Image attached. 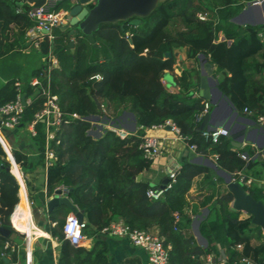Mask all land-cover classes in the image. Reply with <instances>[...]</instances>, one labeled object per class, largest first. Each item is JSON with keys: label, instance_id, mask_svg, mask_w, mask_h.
<instances>
[{"label": "trees", "instance_id": "1", "mask_svg": "<svg viewBox=\"0 0 264 264\" xmlns=\"http://www.w3.org/2000/svg\"><path fill=\"white\" fill-rule=\"evenodd\" d=\"M21 1L0 0V55L19 48L26 28L32 24L26 16L27 2L34 5L43 2ZM246 1L159 0L147 15L100 23L92 32L97 43L95 48L82 33L74 36L72 46L67 30L55 27L52 42L44 35L37 48L38 57L51 52L58 65L48 69V61L40 63L31 69V75L38 76L43 86H46L48 77L51 92L58 96L62 111L76 112L80 116L104 114L96 105L98 101L105 106V111L110 108L117 115L123 109L131 111L138 127L135 133L125 138L110 130L93 138L87 133L91 127L89 121L72 119L57 132L59 143L56 144L55 140L49 143L57 160L47 167L46 193L40 187L33 188L25 178L29 198L37 206L43 205L45 194L50 195L56 185L63 184L72 203L85 216L83 232L91 238L90 248L72 245L63 237L61 227L70 211L68 207L59 204L48 213L50 221L56 222L48 226V232L60 244L56 264H109L108 243L100 231L118 219L140 229L157 227L164 244L169 246V264H202L203 255L217 254V244L225 249L228 264H241V256L264 264V232L251 222V215L240 218L241 212L231 209L233 195L227 189L210 204L207 216L199 224L206 246L201 247L195 242L189 230L191 216L186 212V194L195 176L213 173L209 167L183 163L175 183L156 200L145 194L150 183L144 178L136 180V176L149 169L151 164L137 147L138 136L144 133L145 127L161 124L166 119L175 122L188 145H196V152L216 154V163L222 169L233 174L248 169L255 178H262L260 170L254 171L256 160L240 157L244 148H234L230 139L222 136L217 142H211L197 129L201 121H197L196 116L203 108V99L191 94L197 90L200 81L195 67H183L180 74L173 77L172 87L162 80L165 70L173 72L176 49L185 48L187 60H196L197 54L203 53L215 66V73H220L218 88L238 113L245 115V107L254 114L261 113L264 109V24L238 25L230 21ZM58 5L60 3L56 8ZM17 8L22 11L16 12ZM198 12H206L208 17L201 20L196 15ZM11 23L18 26V31L9 41L7 31ZM220 32L222 40H219ZM89 50H92V56H89ZM167 52L172 55L166 57ZM95 74L101 78H91ZM16 79L13 77L0 85V106L14 99ZM171 88L172 92L169 91ZM22 90L31 98V103L23 108L14 129L28 132L29 139L25 143L28 148L25 151V145L23 148L12 145L11 154L0 133V224L11 229L8 236L0 235V264L22 262L20 254L4 248L5 242L19 246L23 242V235L10 225L11 212L15 228L26 237L33 223L24 180L19 182L18 190L13 172L22 170L24 176L35 175L45 165V122H35L33 136L26 129L34 114L41 109L43 98L39 89L27 82ZM1 145L11 161L14 175L7 170L10 163ZM243 186L250 195L264 203L263 186L256 181ZM175 213L178 220H175ZM237 243L242 244L240 252L234 249ZM39 252L36 245L33 250L35 258ZM1 253L8 258L7 263ZM116 264H138V261L128 258Z\"/></svg>", "mask_w": 264, "mask_h": 264}, {"label": "crops", "instance_id": "2", "mask_svg": "<svg viewBox=\"0 0 264 264\" xmlns=\"http://www.w3.org/2000/svg\"><path fill=\"white\" fill-rule=\"evenodd\" d=\"M22 1H25V0H22ZM76 2H77V0H65V1L61 2L60 5H58L59 6L58 8L68 10L69 6L75 4ZM91 4L93 5L92 2H89V3L85 4L84 6L90 7ZM72 28L73 27H69L68 29H65V30H67L68 35H69V30ZM53 30H54V28L52 29V31ZM60 30L62 31V29H60ZM65 30H63V31H65ZM17 31H18V26L15 25L14 23H11L9 25V30L7 31L9 41L13 40L16 37L15 35H16ZM52 31H51V34H52ZM24 34H25V32H24ZM77 34H79V32ZM75 35L76 34L69 35L70 39L72 41H73V38ZM218 35H219V40H222L223 39L222 33L220 32ZM23 37H24L23 40L19 41V46H20L19 48H17V49L15 48L11 51L4 53L3 55H0V85L5 83L8 79H11L13 77H17L18 79H16V81L19 82L18 87L21 91V96H22V94H25L24 98H27L29 96H27L26 93L22 90V86L26 82L29 83L30 80L34 76L31 75V71H30V75H29L28 79L22 78L20 75L21 66L19 65V63L17 61L14 60L13 56L17 53H19V54L28 53L29 51H32V50L38 51V49L31 45V43L28 41V39L25 38V35ZM49 39L52 42L53 34H52V38H49ZM227 43H230V41H227ZM95 44L97 46V43H95ZM92 47L95 48L93 45H92ZM88 54H89V56H92V50H89ZM173 54L176 56V62L174 64L173 72H171L169 70H165V72L169 73L172 77H174L175 75H179L178 73L175 72L176 65H178L181 70L183 67H186V68L195 67L199 72V77L202 76L201 58L198 54H197L196 60H187L185 58V48L176 49ZM48 56L54 57V55H52L51 52H48L46 55L41 56L40 58L38 57L39 58L38 65H40V63L46 62V58ZM206 62H209L207 57H206ZM57 65H58V62L56 63V65H52L51 67H56ZM18 69H20V70L18 71ZM181 70H180V72H181ZM205 76L210 77V82L208 83V87L211 90V95L213 96V99H215V100L217 99V101H219V103H220L219 107L217 108V110L215 112V116H214L215 121L211 122V126L215 127L218 125L217 124L218 122L223 121L222 125H219V126L225 127V123L230 119H232L231 125L240 124V125H245L247 127L251 126L252 123L250 120L255 121L254 118H251L250 116H247L245 114L242 116L247 118V119H242V118L238 117V115H241L239 113L236 116L232 117V113L228 111L227 106L221 101V98L224 94L222 93L220 96L217 95L216 91L214 90L213 81L216 82L215 84L217 86L220 73H215V66L213 64H212L211 73H207V74H205ZM162 80H164L169 87L173 86L167 81V79L164 78V76H163ZM198 89H199V85L197 87V90ZM171 90H172V88H171ZM210 104L213 108L214 105L212 103H210ZM131 113H132L131 111L123 109L120 112L121 115H119V117H128L129 116V119L127 121L125 119H123L122 121H120L116 124L121 125L123 128L127 129L130 132H135L138 127L136 125L135 116L133 113L132 114ZM97 116H98L97 118H99V115H97ZM100 118H102L101 122H103V123H105L107 121H111L112 123L114 122L113 120L108 119L106 116H103ZM103 118H107V120H104ZM29 123L26 126L27 130H28ZM3 128H5V127H3L2 123H1V116H0V133L2 134V136L5 139V141L7 142V144L9 145L10 153H11V146L15 145L14 139H13V137H11V135H9L8 132L5 134L3 132ZM5 129H7V128H5ZM13 129L14 128L7 129V130H13ZM145 132H147V134H149V135L159 137L160 142H161V146H162V153L155 160L151 161L149 169H147L143 173H141V178H144L145 180H147L151 186H159V185L163 184L165 178H167V171L169 168L174 167V166L180 167L185 162L195 163V162H191L188 160V154L190 151H193V150H191L189 148L188 144L185 141H183L181 139H176V138L174 139V134L169 130L168 127L149 129V130H145ZM102 133L98 137H100L102 135ZM93 138H97V137H93ZM24 145L27 146V144H24L22 142L17 146V148H23ZM49 145L50 144H48V146ZM27 148H28V146L25 147L24 149H27ZM234 148H242V149L244 148L245 150L243 149L242 152L244 154H246V156L249 158L248 160H251V161L256 160L257 164L254 166V171L255 170L261 171V174L263 175L261 179L255 178L252 174V171L248 170V169L241 170V173H243L247 177H250L252 179L251 182L256 181L259 186L264 187V123H259V126H257L255 129H253L249 132L248 140L246 142L242 141L241 145L239 147H234ZM4 152H5V155L7 156L5 150H4ZM193 152H195L199 156H202L203 162L205 161V159H208L218 166V164L216 163V159L214 157V153H212L210 151H207L205 154H200L196 151H193ZM12 157H13V155H12ZM7 160L9 161L8 158H7ZM13 160L15 162L14 157H13ZM44 162H45V157H44ZM203 162L195 163V164H201V165L207 166L213 171V173L208 172L206 175L202 173L200 175L195 176L192 180L191 187L186 194V199L188 201L186 212L188 214H190V216H191V222H190L189 230H190L191 234L193 235L195 242L201 247H205L207 244V241L201 235V233L199 231V224L207 216L210 204L214 203V200L216 199V197L221 192H223L227 189L225 178L222 175H220L214 168H212L211 166H209L207 164H204ZM9 163L11 166L10 161H9ZM18 167H19V165H18ZM47 167L44 165L43 168H41L37 172V174L35 173V175L26 174V176H24V174L21 170L22 177L24 180L25 189H26L27 199L29 201L30 207H31L32 212H33L32 228H31V231L29 232L27 237L23 232L13 228V226L11 224L12 212H11L10 217H9L11 227L16 232L23 235V242L20 246L10 244L9 242H5V243H8L10 245V248L13 246L14 251L11 249V252H16L17 254H20L22 259H24L25 264H39V260L41 258H42V262H43V259H44V261H46V264H56V259L58 256L60 244H59L58 240L55 237H53L52 235H50V233L48 232V226L50 224L53 226L56 223V222H51L49 219V216H48L49 212H48L47 207H46V202L48 200L47 198L49 197V195L45 194V199H44L43 205L37 206L29 198L28 187H27V183L25 180V178H27L30 181L33 188L40 187L43 190V192L46 193V180L45 179H46ZM10 172L12 173V171H10ZM231 177H236V174L231 173ZM16 180H17V178H16ZM17 183H18V190H19L20 183L18 180H17ZM59 185H61V184H58L56 186H59ZM18 200H19V198H18ZM30 201L32 203H30ZM230 205H231V202H230ZM13 209H14V207H13ZM240 212H242V211H240ZM243 213H244L243 215H242V213H240V218H244V217H247L249 215V214H246L245 212H243ZM66 215H65V217H66ZM61 216H62V214H61ZM83 218L85 219L84 215H83ZM151 229L157 230V227L153 226V227H151ZM101 236L108 243L107 256H108L109 264H116L120 260H124V259H128V258H135L138 261V264H143L145 262L146 252L142 248L134 246L133 244H131L126 237L116 236V235L115 236L114 235H107L104 233H101ZM253 243H257V241H253ZM91 244H92L91 238H89L85 235V237L81 240L80 244L76 245V246H83L85 248H90ZM36 245H38L40 248V252L38 253V258H35L33 255V250L35 249ZM217 248H218L217 254L209 253L214 258V264H228L225 249L220 247L219 244H217ZM234 249L237 250L238 252H240L242 250V249L239 250L236 248H234ZM221 251H223V253L225 255L224 257L222 256ZM1 256H5V255H1ZM204 257H205V255H203V257H202V264L204 262Z\"/></svg>", "mask_w": 264, "mask_h": 264}, {"label": "built area", "instance_id": "3", "mask_svg": "<svg viewBox=\"0 0 264 264\" xmlns=\"http://www.w3.org/2000/svg\"><path fill=\"white\" fill-rule=\"evenodd\" d=\"M63 1L65 0H43V2L39 5H34L31 2H27L29 7L26 9V16L32 22V24L26 28L24 35L33 47L39 48V44L42 41L44 35H47L48 38H52V29L67 22L66 15L68 13V10L56 8L57 4ZM255 1L261 3L263 0ZM22 2L25 3L26 1H21V3ZM21 3H19V5ZM21 11V8L16 9V12ZM196 15L201 20H205L208 17V14L206 12H198ZM46 61L49 62L47 65L48 69L52 65H56L57 63L56 58L53 56H48L46 58ZM180 70L181 69L179 68V66L176 65L175 72L180 74ZM91 78L100 79L101 76L99 74H95L91 76ZM29 84L32 87L39 89L40 96H42L43 101L41 109L34 114V119L29 123L28 131L31 136L35 135V122H45L46 148L44 151V157L45 166L47 167L57 160V156L54 150L49 147L48 144L52 140H55L56 144L59 143V139L56 135L57 132L60 131L61 127L67 125L72 119H86L85 116H80L76 112L66 113L60 109L58 104V96L55 93L51 92L48 77L46 86H43L42 81L38 76H34L30 80ZM14 85L16 87V94L14 99L0 106L1 123L3 127L7 129H12L17 125L23 112V108L31 103L30 97L24 98L22 100L21 91L18 87L19 82L15 81ZM169 91L172 92L173 90L169 89ZM191 94L193 96H199L198 90L192 91ZM202 103L203 108L196 116L197 121H201L204 114L210 111V102L207 99H203ZM99 107L101 108V111L105 113V106L103 104H100ZM243 113L247 116H250L251 118H254V120L258 123H264V109L261 113L254 114L252 110L245 107L243 109ZM87 121L90 122V120ZM98 123L101 124L104 131H113L120 138H125L128 135L135 133L128 131L121 125L112 123L111 121H107L105 123L99 121ZM163 127L169 128V130L174 134V139L176 138L184 141V137L180 134L179 127L171 119H166L161 124H155L149 127H145L144 133L138 136L139 142L137 145L138 149L141 150L142 155L145 159L153 161L162 153L160 138L147 134L145 130ZM201 134L205 139H210L211 142H217L221 136L230 138L229 129L223 126H215L210 128L205 127L203 130H201ZM188 146L191 150L195 151V144H189ZM239 155L245 160L249 159L243 152H241ZM214 157L216 158V154H214ZM179 168V166L169 168L167 171V182L159 186L148 187L145 193L146 196L149 199L153 200L161 198L164 193L169 190L175 183ZM232 181L240 182L242 185L248 186L251 183L252 179L250 177H246L243 173H241V171H239L236 173V177H232ZM56 190L60 191V196H66L69 198V196L67 195V187L61 184L54 187L52 193L47 199L51 198ZM30 203L32 202L30 201ZM174 217L175 220H178L179 218L177 213L174 214ZM85 222L86 220L83 217L81 220H79L76 213L70 210V212L66 215L61 227L63 237L67 239L71 244L79 245L81 240L85 237V234L83 232V226ZM11 224L13 228L16 229L12 219ZM100 232L107 235L126 237L131 244L142 248L146 252V260L143 264H169V247L168 245L164 244V239L157 230H153L151 228L140 229L137 227H132L123 220L118 219L103 227ZM4 248H10V245L8 243H5ZM234 248L241 250L242 244L237 243ZM10 249L14 251L13 246ZM1 255L4 254L1 253ZM239 261L241 264H259L248 256H241L239 258ZM203 264H214L213 256L211 254H206Z\"/></svg>", "mask_w": 264, "mask_h": 264}, {"label": "water", "instance_id": "4", "mask_svg": "<svg viewBox=\"0 0 264 264\" xmlns=\"http://www.w3.org/2000/svg\"><path fill=\"white\" fill-rule=\"evenodd\" d=\"M89 2L93 3L92 7L84 6ZM156 3L157 0H77L75 4L69 6L68 8V13L66 15L67 22L65 24L59 25L58 27L62 30L73 27L69 30V35L77 34L78 32L82 33L86 36V39L95 47L96 44L94 43L92 32L98 27L100 23L114 22L117 20L126 19L132 15H147L154 8ZM230 21L238 25L264 24V0L261 3H258L255 0L246 1L244 7L236 15L232 16L230 18ZM133 22L137 23L138 20H133ZM69 45H73L72 40L69 42ZM171 55V52H167L165 54L166 57H170ZM198 55L201 58L202 64V76L200 77L199 81L198 94L200 97H202L203 99H207L214 105L209 112L204 114L200 125L197 128L198 130H203L205 127H212L211 122L215 121V112L220 103L219 101H217V99H213L211 90L208 87L210 77L205 76V74L211 73L212 64L210 62H206V57L203 55V53H198ZM163 76L171 85H174L173 77L169 73L165 72ZM213 83L214 90L216 91L217 95L220 96L222 94L221 90L218 89L215 81H213ZM24 97L25 94H22V100L24 99ZM221 101L227 106L228 111L232 113V117L238 114V111L227 96L223 95ZM96 105L97 107L100 106L98 101H96ZM97 117V115L90 114L85 116V119L90 120L96 119ZM238 117L247 119L242 115H238ZM231 120L232 119L228 120L225 123V127L229 129L230 142L234 147H239L242 141L246 142L248 140L249 132L259 126V123L253 120H250L252 125L249 127L240 124L231 125ZM222 123L223 121L218 122L217 126L222 125ZM188 160L195 163H201L203 162V157L197 155L193 151H190L188 154ZM203 163L214 168L220 175L225 178L227 189L233 195V199L230 205L231 209L242 211L251 215V222L255 225L260 226L261 230L264 232V203L261 200L255 199L252 195H250L240 182L232 181L231 173L220 168L208 159H205ZM7 170L11 171V166H8ZM140 178L141 173L136 176V180H139ZM165 182H167V178H165L163 183ZM59 204L64 205L71 211L75 212L79 220L82 219V211L78 210L76 205L73 204L68 197L60 196V191L56 190L52 197L49 198L46 202L48 212H50L55 206ZM10 233L11 229L0 224V235L8 236ZM221 253L224 257L225 255L223 251H221ZM2 259L6 263L8 262L7 257L2 256Z\"/></svg>", "mask_w": 264, "mask_h": 264}, {"label": "rangeland", "instance_id": "5", "mask_svg": "<svg viewBox=\"0 0 264 264\" xmlns=\"http://www.w3.org/2000/svg\"><path fill=\"white\" fill-rule=\"evenodd\" d=\"M157 1H159V0H157ZM13 58L21 66V70L18 69V71L20 70V75L24 79H28L31 69L36 67L39 63L38 54H37V51H35V50L29 51L28 53H22V54L17 53L13 56ZM94 115H99V118L90 119L91 127L87 131V133L92 137H98L104 131L101 124L98 123L99 120L102 121V118H100V117L106 116L108 119L113 120L114 121L113 123H115V124L122 121L123 119H125L126 121L129 119V116L128 117H119V115H121V114L117 115L110 108H107L104 114H94ZM107 118H103V119L107 120ZM3 132L5 134L8 132L9 135H11V137H13L14 143L16 146H18L22 142L24 144L27 143V141L29 139L28 132H26L25 130H16V129L7 130V129L3 128ZM5 157L7 159V156H5ZM241 213H242V215L244 214L243 212H241ZM18 264H25V261L22 259V262L18 263ZM39 264H46V261H44V259H43V262H42V258H41L39 260Z\"/></svg>", "mask_w": 264, "mask_h": 264}, {"label": "bare ground", "instance_id": "6", "mask_svg": "<svg viewBox=\"0 0 264 264\" xmlns=\"http://www.w3.org/2000/svg\"><path fill=\"white\" fill-rule=\"evenodd\" d=\"M13 172V170H12ZM16 175L17 180L20 182L23 180L22 173L21 172H13Z\"/></svg>", "mask_w": 264, "mask_h": 264}]
</instances>
